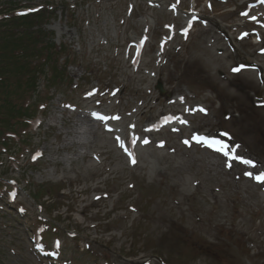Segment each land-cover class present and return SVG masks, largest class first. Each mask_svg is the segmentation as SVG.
Segmentation results:
<instances>
[{"label":"rangeland","instance_id":"rangeland-1","mask_svg":"<svg viewBox=\"0 0 264 264\" xmlns=\"http://www.w3.org/2000/svg\"><path fill=\"white\" fill-rule=\"evenodd\" d=\"M18 3L52 10L70 64L39 78L29 141L0 158V264H264V0ZM39 218L60 237L43 242Z\"/></svg>","mask_w":264,"mask_h":264},{"label":"trees","instance_id":"trees-1","mask_svg":"<svg viewBox=\"0 0 264 264\" xmlns=\"http://www.w3.org/2000/svg\"><path fill=\"white\" fill-rule=\"evenodd\" d=\"M44 17L45 11L0 22V142L6 140L7 132L15 130V123L31 117L30 99L38 70L33 57L43 52L48 61L53 55L52 44H43L41 31L32 30Z\"/></svg>","mask_w":264,"mask_h":264},{"label":"snow or ice","instance_id":"snow-or-ice-1","mask_svg":"<svg viewBox=\"0 0 264 264\" xmlns=\"http://www.w3.org/2000/svg\"><path fill=\"white\" fill-rule=\"evenodd\" d=\"M246 15V14H245ZM252 19H255V17H253ZM240 69L239 68H234L233 71L234 72H237L239 71ZM182 99V98H181ZM65 107H70V106H65ZM200 111H205L203 108L200 109ZM93 117L97 120H100V121H103V120H106V119H109V117L107 116H104V115H100L98 113H93L92 114ZM111 119H118V117H112ZM226 135V134H225ZM140 140L141 143L143 144H148L149 143V140L147 138H136V139H132L130 141V143L133 144V146L136 145L137 143V140ZM195 139L197 140V142H201V143H204L206 142L205 141V138H202V137H195ZM185 144H188L189 142L187 140L184 141ZM121 148H124L127 155L129 156V159H130V162L135 164V154L134 152H130L128 151L126 148H125V145L124 144H121L120 145ZM239 145H234L232 148H231V151H228L226 149H228V145L226 144H221V146L216 149L217 151H220L225 157H229L231 155V159L235 160V161H239L240 163H243L245 165H248L249 167H255L254 163L251 161V160H246L244 159L243 157L239 156L236 154V148H238ZM37 156H39V153L36 154ZM36 157H34L35 159ZM229 167H231V165H228ZM245 175H248V176H251L252 173L251 172H245ZM255 179L258 181V182H264V172H261L259 175H257L255 177Z\"/></svg>","mask_w":264,"mask_h":264},{"label":"bare ground","instance_id":"bare-ground-1","mask_svg":"<svg viewBox=\"0 0 264 264\" xmlns=\"http://www.w3.org/2000/svg\"><path fill=\"white\" fill-rule=\"evenodd\" d=\"M244 34H245V32H244ZM237 55L239 56V57H241L242 56V54L240 53V52H237ZM241 63H243V64H245V65H248V63L249 62H245V61H240ZM245 65H243V66H239V65H237L236 66V68H239V69H241V71H245L246 73L245 74H242L241 75V77L243 78V81H244V83H245V87H249L250 85H255V86H257V84H258V82H257V80H255V78H253L252 76H251V74H250V70H249V68H246V66ZM245 69H248V70H245ZM240 71V72H241ZM239 72V73H240ZM262 88V90H263V92H264V88L263 87H261Z\"/></svg>","mask_w":264,"mask_h":264},{"label":"water","instance_id":"water-1","mask_svg":"<svg viewBox=\"0 0 264 264\" xmlns=\"http://www.w3.org/2000/svg\"><path fill=\"white\" fill-rule=\"evenodd\" d=\"M159 89L161 90L160 86H159Z\"/></svg>","mask_w":264,"mask_h":264}]
</instances>
